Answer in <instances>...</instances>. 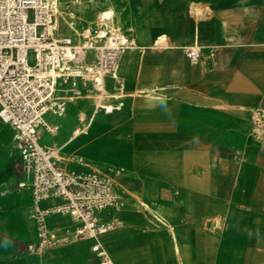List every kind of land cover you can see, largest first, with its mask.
I'll return each mask as SVG.
<instances>
[{
  "label": "crops",
  "instance_id": "crops-1",
  "mask_svg": "<svg viewBox=\"0 0 264 264\" xmlns=\"http://www.w3.org/2000/svg\"><path fill=\"white\" fill-rule=\"evenodd\" d=\"M123 2L133 47L102 95L79 81L66 116L48 115L59 131L41 144L59 150L64 170L113 179L124 207L98 216L121 223L99 239L114 264H264V138L251 135V112L264 110V0ZM95 26L79 22L68 37ZM13 137L0 120V264H99L91 239L28 251L38 241L35 203L19 187L28 177ZM47 221L59 235L78 226L62 214Z\"/></svg>",
  "mask_w": 264,
  "mask_h": 264
},
{
  "label": "built area",
  "instance_id": "built-area-1",
  "mask_svg": "<svg viewBox=\"0 0 264 264\" xmlns=\"http://www.w3.org/2000/svg\"><path fill=\"white\" fill-rule=\"evenodd\" d=\"M60 0H0V120L14 131V147L19 153L30 188L37 223L38 241L28 251L42 253L79 240H95L93 252L99 264H114L101 248V236L115 231L121 223L115 219L101 222L99 214L109 209H122L124 203L114 190L113 179L95 172L64 170L59 167V150L41 144L43 135H56L59 126L48 121V115L64 118L68 103L76 96L79 81L92 83L102 94L105 78L116 72L121 55L133 44L106 27L102 17L95 27L72 37L57 39ZM159 45L165 41H159ZM88 52L93 60L86 62ZM191 61H199L201 49H186ZM69 85L72 95L60 93ZM251 135L264 138V110L251 112ZM79 162H82L79 159ZM124 170L117 171L118 174ZM60 198L59 207L40 209L39 204ZM70 216L78 226L63 235L52 231L48 217Z\"/></svg>",
  "mask_w": 264,
  "mask_h": 264
},
{
  "label": "rangeland",
  "instance_id": "rangeland-1",
  "mask_svg": "<svg viewBox=\"0 0 264 264\" xmlns=\"http://www.w3.org/2000/svg\"><path fill=\"white\" fill-rule=\"evenodd\" d=\"M61 6L58 18V33L57 38L61 39L72 34V29L80 24L82 26L98 25L101 21V16L109 13V21L106 22V27L113 32L123 35V17L127 13L122 9L125 6L123 0H60ZM118 11L119 16L115 18L114 13ZM120 9V11L118 10ZM89 53V52H88ZM87 55V61L91 60V56ZM99 95H102L99 93ZM101 108L108 111L112 110V106L101 105Z\"/></svg>",
  "mask_w": 264,
  "mask_h": 264
},
{
  "label": "bare ground",
  "instance_id": "bare-ground-1",
  "mask_svg": "<svg viewBox=\"0 0 264 264\" xmlns=\"http://www.w3.org/2000/svg\"><path fill=\"white\" fill-rule=\"evenodd\" d=\"M104 17H105V18H109V17H110L109 13H105V14H104ZM101 105H102V104H99V107H101ZM106 112H107V110H106Z\"/></svg>",
  "mask_w": 264,
  "mask_h": 264
}]
</instances>
